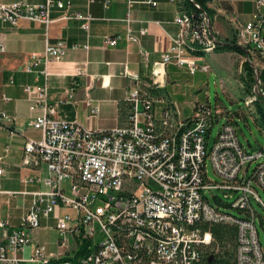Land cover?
Instances as JSON below:
<instances>
[{
    "label": "built area",
    "instance_id": "built-area-1",
    "mask_svg": "<svg viewBox=\"0 0 264 264\" xmlns=\"http://www.w3.org/2000/svg\"><path fill=\"white\" fill-rule=\"evenodd\" d=\"M143 1L156 4L155 0ZM253 2L251 18L243 24L235 22L236 40L264 62V0ZM69 5L68 0L0 2V20L16 25L26 19L47 26L54 20L50 17L52 8L66 10ZM91 18L89 13L65 11L56 19L80 20L87 31ZM209 20L202 11L200 22L195 23L178 6L174 18L178 32L168 49L152 62L150 81L141 86L135 74L125 72L132 79L125 96L128 120L108 130H91L55 116L57 104L66 100L49 101L47 77L49 63L57 61L66 49L61 39L46 42L40 54H31L25 69L31 71L41 61L44 80L23 89L30 101L29 110L40 109L30 120L31 126L40 131V138L25 136L15 127L8 132L25 139L21 164L43 162L48 175L43 179L23 177L26 183L42 181L46 188L23 192L31 199L17 227L9 229L8 222L0 220V264H196L212 241L205 223L235 226L237 264H264L254 207L255 201L264 208L258 193L259 188L264 190V147L246 149L228 118L210 144L220 108L213 114L209 103L197 101L191 114L182 117L174 104L166 102L157 115L155 103L165 100L147 89L165 86L168 64L184 66L190 73L208 70L207 62L200 58L218 44ZM145 32L146 28L139 30L140 34ZM125 37L138 42L129 27ZM116 41L117 36L104 38L109 46ZM82 47L87 49L88 44ZM255 94L253 87L252 93L243 98L249 111ZM13 119L0 110V127H8ZM3 149L6 152L8 145ZM207 162L216 180L208 178ZM3 174L0 166V176ZM215 188L234 195L233 201L223 203L212 195L217 199L210 203L203 192ZM219 204L235 208L242 215L221 209ZM61 208L70 212L61 216ZM50 213L55 218V249L47 253L43 245L35 243L27 257L20 255L32 242V231L41 217ZM260 223L264 226V217Z\"/></svg>",
    "mask_w": 264,
    "mask_h": 264
},
{
    "label": "crops",
    "instance_id": "crops-1",
    "mask_svg": "<svg viewBox=\"0 0 264 264\" xmlns=\"http://www.w3.org/2000/svg\"><path fill=\"white\" fill-rule=\"evenodd\" d=\"M14 1L28 4L45 2L0 0L2 3ZM68 1L70 5L66 10L51 9L50 17L54 20L47 26L42 22L26 19L19 20L16 25L0 20V43L3 45V50H0V110L14 116L8 122V127H0V166L4 169V174L0 176V220H6L9 229L18 226L22 214L29 206L31 196L23 192L46 188L42 181L26 183L23 182V177L42 179L48 175L43 162L31 166L21 164L25 139L8 132L11 127H15L21 129L25 136L40 138V131L30 124L31 118L39 114L40 109L37 107L29 110L30 101L23 89L25 85L41 84L44 80L40 72L43 67L41 61L31 71L25 69L31 62V54H40L46 42L52 43L61 39L66 49L57 61L49 63L50 74L47 77L49 101L66 100L57 104L55 116L62 120L76 121L91 130H108L124 125L128 120L129 104L125 96L132 79L125 72L135 74L141 86L148 83L152 62L168 49L171 38L178 32L174 18L181 0H155L154 6L143 0ZM207 6L213 10L209 20L211 30L220 42L236 37L235 22L245 23L254 11L253 0H211ZM65 11L89 13L92 18L87 31L81 27L80 20L56 19ZM127 27L138 37V42L125 37ZM141 28H146L144 34L139 33ZM107 36H117L116 43L112 46L105 44L104 38ZM85 43L88 44L87 49L82 47ZM237 56L233 51L214 50L200 58L209 66L206 72L214 70L220 76L222 89L226 93H233L231 77L235 78L241 91V85L236 78L239 73ZM228 58L232 61L231 67L228 66ZM181 68L187 70L184 66L168 64L165 86L150 90V93L165 100L155 103L156 112L169 102L176 106L182 117H187L195 102H202L200 99H193L189 103L190 114L183 116L181 104L172 101L167 94L168 81H174ZM78 70L80 73H77ZM195 72L189 73L194 75ZM190 85L194 86L193 81ZM5 145H8L6 152L3 149ZM19 184L23 188H17ZM48 216L41 219H47ZM46 228L39 223L33 229L32 242L24 247L20 255L27 257L35 243L43 245L47 253L51 251L48 248L49 240L43 232Z\"/></svg>",
    "mask_w": 264,
    "mask_h": 264
},
{
    "label": "rangeland",
    "instance_id": "rangeland-1",
    "mask_svg": "<svg viewBox=\"0 0 264 264\" xmlns=\"http://www.w3.org/2000/svg\"><path fill=\"white\" fill-rule=\"evenodd\" d=\"M223 58L225 59L226 57L224 56ZM236 58V61H238V72L242 73L243 69L241 67V63L247 58L241 55H238ZM250 58L251 61L249 62L253 63V65L257 66L258 68H264V62L261 61L256 55L253 54ZM227 63L228 66L231 67L232 61L229 58L227 60ZM239 73H237V75ZM177 75L178 76H176L174 81H168L166 85V91L172 101L181 104V114L183 116L190 114L189 103L193 99H200L203 102L207 101L213 114L215 113V109L220 108V110H222V113L218 115L217 120H215L214 118V123L210 132V144L221 123L225 120V113L227 111L228 113L232 114L233 120L235 121L234 126L236 129L237 137L239 139V142L242 143L246 147V149L252 150L261 146L264 147V132L260 131L256 126L250 111L244 105V94L238 88L237 82L235 81L234 77H231V83L233 86V93L231 94L226 93L222 89L220 76L214 70H209L208 72H206L198 69L195 74L192 75L186 69L181 68L178 70ZM192 81L194 83V86L190 85ZM156 114L158 115L159 111H157ZM207 176L211 180L217 179L216 175L212 171L209 162H207ZM43 178H45V176H43L42 179ZM17 188H23L22 184L17 185ZM66 192L68 194V191ZM203 193L209 198L210 203L212 204L215 203V200L217 198H219L223 203H231L234 198V195L229 196L228 194H225L224 191L217 188L205 189ZM258 193L261 200L264 202V190L259 188ZM212 195H215L217 198L213 197ZM218 206L219 208L224 209L234 215H242L237 209L230 206H225L224 204H219ZM254 207L256 212L258 213V215L255 216V223L259 233V240L264 245V226L260 223V218L264 217V208L261 205L257 204L255 201ZM66 212L70 211L64 208H61L59 210V214L61 216ZM54 223V213H50L47 219L42 218L40 220V225L43 228L45 226L47 227L46 230L43 229V232L44 236H46L49 240V250L55 249L56 232L53 227H51L54 225Z\"/></svg>",
    "mask_w": 264,
    "mask_h": 264
},
{
    "label": "trees",
    "instance_id": "trees-1",
    "mask_svg": "<svg viewBox=\"0 0 264 264\" xmlns=\"http://www.w3.org/2000/svg\"><path fill=\"white\" fill-rule=\"evenodd\" d=\"M211 0H181L178 3L180 9L185 10L193 22L198 23L201 20V12L204 11L209 19H211L213 10L207 6ZM197 3L199 7H196ZM249 47H242L237 44L236 37L224 42H218L215 50H229L237 53L238 55L248 57L251 55L248 52ZM197 54L199 52H196ZM243 72L239 73L236 78L241 85V91L244 95L252 93L255 84L254 67L250 64L248 59L243 60L241 63ZM153 90V88H147ZM258 93L255 94L253 102V109L250 111L256 126L260 131L264 132V68L259 69L258 79ZM225 117L232 119L229 113H225ZM234 124V120H231ZM212 234L211 243L203 249L201 259L196 264H237L235 261V226L222 223H205Z\"/></svg>",
    "mask_w": 264,
    "mask_h": 264
},
{
    "label": "water",
    "instance_id": "water-1",
    "mask_svg": "<svg viewBox=\"0 0 264 264\" xmlns=\"http://www.w3.org/2000/svg\"><path fill=\"white\" fill-rule=\"evenodd\" d=\"M218 42H220L218 40ZM250 64L254 67L255 71H256V74H255V84H254V90H255V93H258V79H259V68L255 65H253V63L250 62Z\"/></svg>",
    "mask_w": 264,
    "mask_h": 264
},
{
    "label": "bare ground",
    "instance_id": "bare-ground-1",
    "mask_svg": "<svg viewBox=\"0 0 264 264\" xmlns=\"http://www.w3.org/2000/svg\"><path fill=\"white\" fill-rule=\"evenodd\" d=\"M260 69V68H259Z\"/></svg>",
    "mask_w": 264,
    "mask_h": 264
}]
</instances>
